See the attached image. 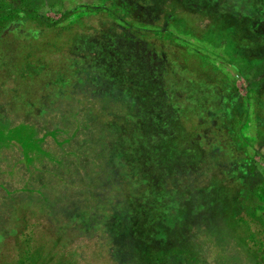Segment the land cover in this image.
<instances>
[{
  "label": "trees",
  "instance_id": "obj_1",
  "mask_svg": "<svg viewBox=\"0 0 264 264\" xmlns=\"http://www.w3.org/2000/svg\"><path fill=\"white\" fill-rule=\"evenodd\" d=\"M45 1L51 0H0V39L7 30H23V41L14 63L17 78L23 83L30 77H55L51 83H56V92L50 94L53 98L46 100V105L44 101L41 113L31 119H13L9 126L16 125L8 133L11 146L15 147L11 148L12 156H21L22 151L32 155L37 148L52 150L56 162L65 166L70 183L74 180L84 183V189L75 187L65 210L52 204L54 208L49 212L55 214L52 219L57 213L65 215L82 204L91 211L102 195L105 198L128 196L124 186L132 177L128 170L130 162L122 165L125 176L117 180L108 166L110 152L116 144V147L123 146L127 154L136 149L128 141L134 131L158 128L147 108L153 110L150 106L158 98L166 99L160 97L165 91L164 81L178 79L180 75L190 77L183 81L193 85L202 73L205 79L198 89L204 93L210 91V78L214 89L220 83H230L226 77L221 78L223 74L218 69L203 62L188 61L190 65H186L178 53L177 59L175 53L168 54L176 59L174 67L180 69L174 74L168 67L171 62L166 60V50L159 51V47L173 45L179 52L188 45L179 34L202 40L209 33H225L234 43L247 45L244 53L248 56L264 61V32L254 28L258 19L264 21V0H203V3L198 0H98L95 5L61 10L58 18L40 10V4ZM59 1L62 5L64 0ZM258 6L262 10H257ZM79 42L91 45L92 49H78ZM155 50L161 53L155 54ZM78 53L82 55L74 58ZM73 58L78 61V74L67 65ZM90 62L104 63V72L95 73ZM230 89L231 102L240 95L235 84L230 83ZM260 90L250 104L259 123L257 141L264 146V79ZM219 93H223L221 87ZM187 94L185 90L180 95L182 102L187 101ZM249 96L248 90L246 98ZM10 108L14 111L11 105ZM186 109L188 112L171 120L164 143L161 144L162 138L158 136L151 144L153 151L163 146L175 164L183 161L184 156L197 157L198 149L194 147L190 152L184 142L202 129H205L203 133L210 129L203 115L193 112V108ZM222 122L221 132H228L225 124L230 122L226 118ZM212 129H216L214 121ZM19 143L25 145L23 150ZM227 146L230 150H241L237 156L243 158L242 163L253 162L260 169L252 174L250 168L246 178L261 176L264 181V152L253 150L250 157L248 140L232 137ZM255 157H259L257 161L262 166ZM161 179L166 189L172 187L170 176L163 174ZM214 181L220 197L218 204L213 206L215 210L206 217L207 221L191 223L194 228L188 235H182L175 228V222L168 223L170 231L167 230L166 224L158 223L159 219L147 211L151 207L143 205L133 220L137 227L135 234L113 242L116 255L125 251L130 255L127 261L119 257L120 263L115 264H264V215L257 214L256 210L260 198L240 179L215 178ZM53 194L61 197L56 191ZM261 195L264 198V191ZM15 240L12 249H1L0 264H77L59 251L58 240L36 237L33 231ZM107 259L114 263L110 257Z\"/></svg>",
  "mask_w": 264,
  "mask_h": 264
},
{
  "label": "rangeland",
  "instance_id": "obj_2",
  "mask_svg": "<svg viewBox=\"0 0 264 264\" xmlns=\"http://www.w3.org/2000/svg\"><path fill=\"white\" fill-rule=\"evenodd\" d=\"M198 1L203 3V0ZM97 3L98 0H64L61 5L59 0H51L41 3L40 10L52 18H58L61 10L76 5ZM257 10L262 8L258 6ZM255 26V29L264 32L263 19H258ZM22 34L23 30H7L0 39L2 62L0 65V251L5 247L12 249L17 237L22 238L27 232L33 231L36 237L51 241L58 240L56 247H59V251L69 261L72 260L77 264H115L119 257L127 261L130 258L128 252L116 255L112 247L118 238L135 234L134 229L137 227L133 220L137 212L143 209V205L147 204L151 207L147 211L156 220L159 219L158 223L162 221L166 224L167 230H169L167 224L175 222V228L182 235H188L194 228L191 223L195 220L207 221L206 217L215 210V204H218L220 197L214 185L215 178H236L244 181L246 188L251 186L252 191L255 190V195L260 198L256 206L257 214L264 215L262 201L264 198L261 195L264 191L263 178L245 177L250 168L252 174L259 172L260 169L255 167L253 162L242 163L243 158L237 156L241 150L238 148L230 150L227 146L232 137L241 141L248 140L251 146L248 151L250 157L255 151L264 152V146L257 141L259 123L257 119L255 120L256 115L250 104L253 96L261 92L264 61L244 53L247 45L234 43L225 33L213 32L204 36L202 40L188 34H179L178 37L188 44L186 49L180 48L179 52L175 51L176 47H172L173 45L169 47L162 45L158 49L163 52L166 50L168 57L166 60L169 59L171 62V66L168 67L174 71V74L180 70L174 67L178 53L186 65H190V62L196 64L203 62L211 68L218 69V72L223 74L221 78L226 77L231 84H235L240 97L230 102V83H220L222 94L225 95L222 99V94L219 93L220 87L214 89L215 84L211 78L210 91L204 93L198 89L199 84L205 79L202 73L197 78L199 83L196 80L193 85H187L186 81H183L190 77L178 75V79H167L163 86L165 91L160 96L166 99L158 98L157 103L150 106V108L154 107L153 110L147 108L152 112L151 120L156 122L158 128L151 127L146 132L144 129L134 131L128 139L136 148L131 152L124 154L123 146L116 147V144L110 152L108 166L117 180L125 176L122 165L126 161L130 162L131 166L127 167L132 177L124 186L127 190L125 196H128L105 198L102 195L99 203L91 211H87L86 205L82 204L78 209L72 208L65 212V215L57 213L52 219L51 216L55 215L49 213L54 208L52 204L60 206V210H65L68 198L75 193V187L83 188L84 183L75 180L70 183L65 166L56 162L52 150L37 148L32 155L22 154V151L21 156H12L10 153L13 152L11 148L15 147L14 144L11 146L12 141L8 133L16 124L9 126V123L13 119H31L39 115L44 101L46 105V100L53 98L50 94L55 93L57 89L56 83H51L55 81L53 76L43 79L42 76L30 77L25 83L17 78V67L14 63L19 54L18 46L23 41ZM77 46L82 50L92 49L91 45L84 42L77 43ZM159 51L155 50V54H160ZM172 53H175V60L168 55ZM81 55L82 53H78L73 56L76 58ZM74 58L68 61L67 65L74 74H78L79 67L76 66L78 61ZM158 64L161 65L160 61ZM89 65L97 74L104 72L102 69L104 63L90 62ZM185 90L189 94L187 101L182 102L180 95ZM248 90L250 96L247 99ZM169 98L172 101L168 103ZM10 105L14 111L11 110ZM188 107L193 108L191 110L198 115H203L210 123V129L204 133L205 129H202L184 142L188 151L192 152L194 147L198 149L197 157L188 159L184 156L183 161L175 164L168 158L163 146L153 151L151 144L158 136L162 138L161 144L164 143L171 120L188 112L186 109ZM225 118L230 123L225 124L228 132L222 133L221 127L224 123L222 120ZM213 121L217 129L214 131ZM19 146L21 147L22 144L19 143ZM24 146L23 144L22 150ZM258 159L259 157L254 158L256 161ZM257 164L262 166L258 161ZM59 172L62 173L58 174ZM163 174L172 178L173 185L169 189L160 183ZM53 184L57 190L53 188ZM53 191L60 193L61 197L54 195ZM181 224L185 226L181 227ZM107 256L114 263H111Z\"/></svg>",
  "mask_w": 264,
  "mask_h": 264
}]
</instances>
